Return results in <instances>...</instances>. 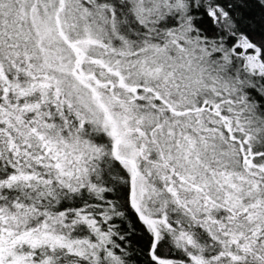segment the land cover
I'll return each mask as SVG.
<instances>
[{
	"label": "snow or ice",
	"instance_id": "snow-or-ice-1",
	"mask_svg": "<svg viewBox=\"0 0 264 264\" xmlns=\"http://www.w3.org/2000/svg\"><path fill=\"white\" fill-rule=\"evenodd\" d=\"M0 264H264V0H0Z\"/></svg>",
	"mask_w": 264,
	"mask_h": 264
}]
</instances>
